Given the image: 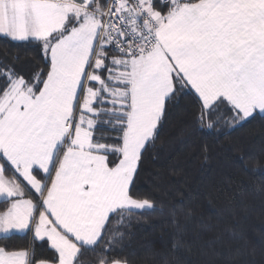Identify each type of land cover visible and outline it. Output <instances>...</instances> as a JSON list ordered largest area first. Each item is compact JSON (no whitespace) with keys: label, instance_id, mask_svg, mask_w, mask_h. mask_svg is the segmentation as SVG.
Instances as JSON below:
<instances>
[{"label":"snow or ice","instance_id":"1","mask_svg":"<svg viewBox=\"0 0 264 264\" xmlns=\"http://www.w3.org/2000/svg\"><path fill=\"white\" fill-rule=\"evenodd\" d=\"M0 41V264H132L172 118L217 140L264 124V0H0ZM174 222L172 264H194Z\"/></svg>","mask_w":264,"mask_h":264},{"label":"trees","instance_id":"2","mask_svg":"<svg viewBox=\"0 0 264 264\" xmlns=\"http://www.w3.org/2000/svg\"><path fill=\"white\" fill-rule=\"evenodd\" d=\"M4 50L0 41V56ZM188 120L186 114L175 115L150 154L144 188L153 191L161 210L132 220L127 230L133 235L125 254L132 264H172L175 218L186 230L185 246L193 248L194 264L210 259L216 264L237 259L264 264V173L246 170L240 161L245 157L248 169L259 161L264 169V124L254 122L217 140ZM205 144L211 146L207 159L202 152ZM201 221L216 227L204 240L222 235L215 248L220 255H212L211 249L198 251Z\"/></svg>","mask_w":264,"mask_h":264}]
</instances>
